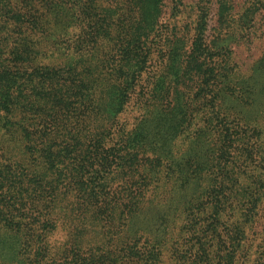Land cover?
<instances>
[{"label":"trees","instance_id":"1","mask_svg":"<svg viewBox=\"0 0 264 264\" xmlns=\"http://www.w3.org/2000/svg\"><path fill=\"white\" fill-rule=\"evenodd\" d=\"M122 1L0 0V232L42 242L54 212L71 221L64 245H0V264H238L258 228L264 127L232 102L264 101V55L261 79L237 77L232 46L208 35L213 0L197 1L189 40L165 0Z\"/></svg>","mask_w":264,"mask_h":264},{"label":"rangeland","instance_id":"2","mask_svg":"<svg viewBox=\"0 0 264 264\" xmlns=\"http://www.w3.org/2000/svg\"><path fill=\"white\" fill-rule=\"evenodd\" d=\"M198 0H183V5L181 6V12L174 17L172 15L171 8L174 2L172 0H165V19L167 23L169 22L173 25V28L177 29L176 33L181 36L182 39L189 40L193 34V26L195 25L199 14L196 11V4ZM211 15L209 16L210 28L208 35L210 39H215L220 36L224 39L225 43L230 44L234 51V61L238 76L240 79L251 80L254 75L255 78L261 79V73L257 68V61L261 56L264 55V8L258 12L256 16L247 14L248 8L250 6L249 0H213ZM225 1L227 5L231 6V10L225 12L224 15L220 14V2ZM123 5L125 7L132 6L130 0H123ZM174 33V32H173ZM173 37V35H172ZM173 38H171L172 40ZM170 41H162V45L156 51L153 56L151 66L148 71L144 74L143 85H147L149 80L159 73L158 71L165 67V62L168 60L167 52L169 49ZM172 45V44H171ZM162 47V48H161ZM175 51H181L185 49L183 41H176L173 44ZM175 63L180 61V58H175ZM158 69V70H157ZM157 76V75H156ZM233 107H235L236 114L240 115L242 118L247 119L248 122L258 123V126L264 127V101L263 97H258L256 104L253 107L246 106L244 104H238L232 102ZM138 109L130 108L122 116L129 122H133V119L138 115ZM138 117V116H137ZM136 117V118H137ZM5 138V133L0 132V140ZM4 141L3 144H6ZM30 189V188H29ZM33 195L31 192L26 193L23 199V205L27 208L30 207L33 200ZM59 212V210H58ZM54 212L52 218L56 222L57 226L54 230L49 229L47 236L42 242L37 240V237L31 236V232H26L25 234H20L10 229L6 231L2 230L0 232V245H52L53 248H58L67 241L69 228L71 227V221L69 217H65L62 213L58 214ZM261 216L258 217V228L250 229L248 232V238L245 241L246 251L243 256H241L238 264H253V257L251 253L257 248H252L255 245H264V238L257 234L259 231L262 235L264 233V204L260 211ZM25 219V222L32 223L34 220ZM26 217V215H24ZM263 217V218H262ZM257 223V224H258ZM33 225V224H32ZM262 227V229H261ZM40 234H43L42 229L39 230ZM247 253L249 255L247 256Z\"/></svg>","mask_w":264,"mask_h":264}]
</instances>
